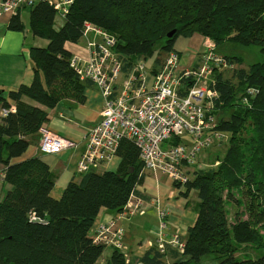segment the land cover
Wrapping results in <instances>:
<instances>
[{"label": "trees", "instance_id": "1", "mask_svg": "<svg viewBox=\"0 0 264 264\" xmlns=\"http://www.w3.org/2000/svg\"><path fill=\"white\" fill-rule=\"evenodd\" d=\"M28 10L31 34L48 44L30 49V86L7 94L0 91L2 110L10 108L6 98L14 105V112L0 118V169L9 186L0 201V264H98L105 247L95 244L89 233L100 210L118 215L131 196L142 198L136 191L144 179L142 163L128 140L119 143L116 171L80 175L59 199L51 196L55 176L47 165L38 157L24 159L28 148L38 144L39 129L49 122L47 110L83 102V83L70 66L72 56L65 44L78 43L85 24L114 37L113 53L126 74L139 61L151 58L155 74L164 56L175 51L177 39L193 35L216 47L232 42L260 49L262 62L247 71L235 68L240 64L235 58L223 56L232 77L212 76L210 87L218 98L211 116L216 119L215 130L230 135V145L221 160L216 157L215 168L195 170L183 191L173 184L181 197L196 191L198 203L194 224L182 238L183 253L167 250L173 255L171 264H200L208 257L216 264H264V257H234L242 245L263 239L258 226L264 224V0H72L59 29L54 28L57 13L52 4L43 0ZM8 29L23 30L19 13L11 16ZM248 90L254 95L248 96ZM246 119L253 136L239 140L236 135L244 133ZM179 143L180 139L169 141L172 146ZM247 186L256 187L248 217L239 220L235 214L232 221L225 209L236 203L231 190ZM162 260L161 252L152 249L141 264H163ZM105 264L126 263L113 250Z\"/></svg>", "mask_w": 264, "mask_h": 264}, {"label": "built area", "instance_id": "2", "mask_svg": "<svg viewBox=\"0 0 264 264\" xmlns=\"http://www.w3.org/2000/svg\"><path fill=\"white\" fill-rule=\"evenodd\" d=\"M43 0H2L0 15H16L19 10L30 8ZM52 4L57 16L64 18L72 0ZM92 33L97 41L88 44L90 55L82 61L71 57L70 66L82 83L92 84L103 98L99 122L90 129L85 148L75 173L84 175L107 164L116 156L121 140L132 142L139 153L142 173L164 175L181 188L187 183L188 169H193L199 153L210 149L225 137L215 130L216 119L211 116L216 91L210 86L214 70L230 69L223 56L215 53L211 42L197 55L192 67L180 66V54L170 52L161 69L149 76L143 64H136L127 78L117 86L121 63L113 53L115 39L105 31L90 24L84 25L83 36ZM248 96L254 91L248 90ZM246 103V99L243 100ZM14 112V107L1 109V116ZM38 151L43 155H55L73 146L47 128L38 131ZM226 138V137H225ZM171 139L181 143L172 146ZM4 172L0 169V183ZM142 199L131 196L116 216L115 222L126 215L140 212ZM161 235L155 248L163 253L167 248L182 254L185 243L178 233L164 234L165 214L159 213ZM123 229L113 224L100 227L93 242L105 248H122Z\"/></svg>", "mask_w": 264, "mask_h": 264}, {"label": "crops", "instance_id": "3", "mask_svg": "<svg viewBox=\"0 0 264 264\" xmlns=\"http://www.w3.org/2000/svg\"><path fill=\"white\" fill-rule=\"evenodd\" d=\"M51 1L59 3L62 0ZM18 13L23 24L22 31H10L8 23L11 16L0 15V91L4 94L16 92L21 86L31 85L33 71L29 55L30 49L45 48L48 44L47 41L31 34L28 8L21 9ZM62 24L63 19H57L56 16L54 28L59 29ZM96 41V37L90 33L86 37L82 36L76 44L66 43L65 49L71 53L72 57L86 61L90 55L88 44ZM204 41V38L197 35L177 39L174 50L180 54L181 67H192L196 64L197 54L202 51ZM181 60H184V63H181ZM139 63L145 66L149 76L153 74L152 58L146 62L139 61L137 64ZM128 74L121 72L117 82L118 87L121 86ZM82 95L83 102L80 104L64 103L47 110L49 122L43 126L59 138L72 143L73 146L55 155H43L38 151V144H34L28 148L24 156V159L40 158L55 176V184L51 192V196L55 199L60 198L69 182L79 181L80 177L75 173V166L84 151L88 132L100 120L103 107V98L100 93L92 84L84 82ZM6 102L10 107H14L11 100L6 98ZM23 102L39 107L26 98H23ZM1 109L0 107V113ZM118 164L119 158L115 156L107 164L96 169V173L98 170H100L99 174L114 172ZM204 166L206 165L204 164ZM207 166L208 169L216 167L214 164ZM195 170L198 169H188L189 179L192 178V173ZM143 176L142 184L136 187V191L142 196L141 211L126 215L120 221L115 222L117 215L101 209L89 233L93 239L97 230L102 226L113 224L115 229L121 227L123 229L122 248L118 252L123 255L126 264H141L143 256L150 250L156 249L155 244L162 232L159 213L165 214V236L178 233L183 239L186 238L188 229L193 226L196 218L198 203L196 191H191L186 197H181L179 190L173 187L172 182L166 176L150 172H144ZM8 190V185L0 183V201ZM112 252L113 249L107 248V254H102L103 258L101 256L98 264H105ZM161 254L163 255V264L172 263L173 255L169 249Z\"/></svg>", "mask_w": 264, "mask_h": 264}, {"label": "rangeland", "instance_id": "4", "mask_svg": "<svg viewBox=\"0 0 264 264\" xmlns=\"http://www.w3.org/2000/svg\"><path fill=\"white\" fill-rule=\"evenodd\" d=\"M58 18L60 17L57 16V19ZM208 41L207 39H205V41L203 42L202 51L204 47L208 44ZM211 44L216 54L221 55V56H226L228 58H235L236 59L235 62L240 63L239 65L237 64L235 65L236 69L242 68L247 71L248 69H250L251 66L259 64L263 60V55L260 49L256 46L247 47V46H241V45H238L232 42H225L217 47L213 43ZM201 52H199L197 55L199 56ZM182 62L184 63V60H181V63ZM217 74H221L223 78H226V79L232 77V71H228L226 69H223L220 71L214 70L212 73V76L217 75ZM241 129H244L243 130L244 133H241L239 131L236 135L237 139L247 140L253 136V131H252L253 127L251 126L250 119H246L245 124L243 125V127H241ZM224 136L226 138L224 137L221 142L215 143L213 147H211L210 149H207L199 153L196 159V164H195L196 169L207 170L209 168L207 165L211 166L213 163H215L216 157H218L219 160L223 158L226 150L228 149L230 145V142L228 139L230 135L225 134ZM204 164L206 166H204ZM214 165L217 166L218 164L215 163ZM97 172L99 173L100 170H98ZM249 190L251 191L250 194H249ZM255 190H256L255 186L236 187L231 190L232 195L234 199L236 200V203L234 201V203L226 204L225 209L227 211L228 219H231L233 221L235 214H237L239 220L247 219L250 199L254 195ZM258 230L262 234L263 239L258 243L242 245L241 247H239L235 252V255H234L235 258H237L238 260H247V259H256V258L264 257V224L263 225L261 224L260 226H258ZM103 253L107 254V248L104 249ZM208 258L202 259L200 264H216V261H214L215 258H211V257H208Z\"/></svg>", "mask_w": 264, "mask_h": 264}, {"label": "water", "instance_id": "5", "mask_svg": "<svg viewBox=\"0 0 264 264\" xmlns=\"http://www.w3.org/2000/svg\"><path fill=\"white\" fill-rule=\"evenodd\" d=\"M168 36H171V34L170 35H168ZM40 140V138L38 139V141Z\"/></svg>", "mask_w": 264, "mask_h": 264}]
</instances>
